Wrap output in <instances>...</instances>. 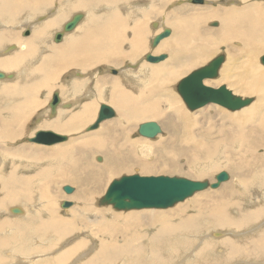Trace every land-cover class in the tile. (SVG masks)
Wrapping results in <instances>:
<instances>
[{
    "label": "bare ground",
    "instance_id": "bare-ground-1",
    "mask_svg": "<svg viewBox=\"0 0 264 264\" xmlns=\"http://www.w3.org/2000/svg\"><path fill=\"white\" fill-rule=\"evenodd\" d=\"M172 1L0 0V264H264V0ZM151 18L172 28L157 63L145 60ZM222 45L225 63L204 83L251 103L187 112L175 82ZM102 104L113 117L87 131ZM147 121L161 133L134 139ZM40 130L66 139L29 141ZM220 172L217 188L174 207L100 203L124 175L214 183Z\"/></svg>",
    "mask_w": 264,
    "mask_h": 264
},
{
    "label": "water",
    "instance_id": "water-1",
    "mask_svg": "<svg viewBox=\"0 0 264 264\" xmlns=\"http://www.w3.org/2000/svg\"><path fill=\"white\" fill-rule=\"evenodd\" d=\"M189 2L201 4L203 0H189ZM80 18V14H75L72 20L65 24L64 29L66 31L72 29ZM170 32V29L165 28L162 32L155 35L151 42L152 47H155L161 39L167 37ZM165 58V54L151 55L148 53L145 56V60L149 63H157ZM223 61L224 54L220 53L206 65L191 71L179 80L176 85V90L187 109L193 111L208 103H215L234 111L250 104L252 101L250 97L242 98L234 95L225 86L214 89L204 83L205 79H212L218 75ZM261 63L264 64V56L261 57ZM1 77L2 75L0 74ZM59 100L58 93L54 92L49 102L51 114L55 112ZM113 114V110L108 105H100L94 122L86 130L96 129L103 120L113 117ZM137 133L143 137L154 138L161 133V128L157 122L147 121L139 124ZM65 139V136L55 134L50 130H40L29 141L52 145ZM224 179H226L224 172H220L215 176L214 183H209L205 180H191L184 177L140 176L138 174L124 175L109 183V186L100 199V203L101 205H111L116 210L139 209L144 207L166 208L191 197L196 192L207 188L215 189ZM64 191L69 193L72 191V188L65 186ZM71 205V201L66 200L60 204L62 208ZM11 211L14 214L19 213V209L16 208Z\"/></svg>",
    "mask_w": 264,
    "mask_h": 264
},
{
    "label": "rangeland",
    "instance_id": "rangeland-1",
    "mask_svg": "<svg viewBox=\"0 0 264 264\" xmlns=\"http://www.w3.org/2000/svg\"><path fill=\"white\" fill-rule=\"evenodd\" d=\"M222 2L224 1V0H221ZM143 1H140V3H142ZM172 2H174L175 4H179V2H183V0H173ZM172 2H170V3H166L165 4V6L162 8V15H161V17H164V16H168L169 15V13L172 11V10H174L175 8H177L178 6H175V7H171L170 6V4L172 3ZM191 3H193V2H191ZM262 6H264V3L263 2H259ZM185 4V3H184ZM183 4V6H184V8H187L189 5H187V4H185L184 5ZM194 4H196V3H194ZM141 5H143V4H141ZM208 6V5H207ZM197 7H199V6H197ZM200 7H202V6H200ZM76 13H81V12H76ZM76 13H74V14H76ZM73 14V15H74ZM82 15H83V13H81ZM161 17H159V19H161ZM83 18V17H82ZM70 20V19H69ZM82 20V19H81ZM80 20V21H81ZM157 21H158V19H156V18H151V20H149V22H148V24H149V26H150V29H151V35L149 36V37H147V44H149V47H148V51L146 52L147 54L149 53V54H156V55H158V54H165L166 55V58H167V56L169 55V53L167 52V51H161V52H158L157 51V48H158V46L157 45H159L160 43H161V41L164 39V40H167L168 39V37H170L171 36V34H172V28L171 27H169V26H165L166 28H168V29H170V34L167 36V37H165V38H163V39H161L160 40V42L155 46V47H152V45H151V42H152V39L155 37V35H157L158 33H160V32H162L163 30L162 29H160V25L158 24V25H156V27H155V24L157 23ZM26 28L24 27V30H25ZM71 31V30H70ZM60 32H62V34H63V31H60ZM65 32H67V31H65ZM69 32V31H68ZM30 34V31L28 30H26L25 32H24V36H28ZM61 34V35H62ZM61 35H60V37L58 36V37H56L55 38V36L56 35H54V40L55 41H58V40H60L61 39ZM224 48V49H223ZM225 46H220V48H219V52H217V53H215L216 55L217 54H225L224 52H225ZM145 53V54H146ZM146 54V55H147ZM215 54L213 55V57L212 58H210V59H213L214 57H215ZM145 55V56H146ZM142 57H143V55H142ZM165 58V59H166ZM209 59V60H210ZM126 63H129V62H127V61H125V63L124 64H122V66L121 67H125V66H127V64ZM148 63V62H147ZM225 63V62H224ZM224 63H222V65L220 66L221 68L223 67V65H224ZM103 68H105V66H102ZM197 68H199V67H197ZM221 68L219 69V72H220V70H221ZM194 70V69H193ZM218 72V73H219ZM180 80V79H179ZM179 80H177V82H175V90H176V85H177V83H178V81ZM208 80H211V79H208ZM213 80V79H212ZM66 85V84H65ZM176 92V94L178 93L177 92V90L175 91ZM62 95V94H61ZM179 95V94H178ZM63 96V95H62ZM63 98V97H62ZM179 98H180V95H179ZM251 98V97H250ZM64 99V98H63ZM182 99V98H181ZM252 99V98H251ZM182 103H183V100H182ZM251 103V102H250ZM209 104V103H208ZM207 104V105H208ZM211 105H214V106H216L218 109H220L221 111H231V110H228V109H226V108H224V107H221L220 105H216V104H213V103H210ZM183 106H184V108H185V110L187 111V112H190V110L189 109H187V107H186V105L183 103ZM206 106V105H205ZM205 106H202V107H205ZM201 108V107H200ZM234 111H239V109L238 110H234ZM190 113H192V112H190ZM143 123V122H142ZM157 123H159V122H157ZM161 125V124H160ZM137 129V128H136ZM136 129H135V132H134V134H133V138L134 139H137V138H140L141 136L137 133V131H136ZM29 130V129H28ZM30 131V130H29ZM31 136V135H30ZM142 138H144V137H142ZM144 139H146V138H144ZM151 140V139H150ZM152 140H154V139H152ZM162 176H163V174H161ZM164 175H166V176H170V175H167V174H164ZM148 176H159V174L158 175H148ZM174 177V176H173ZM176 177V176H175ZM183 177H185V178H188V179H193L192 177H189V176H183ZM193 180H195V179H193ZM202 180V179H201ZM227 181V180H226ZM69 187V186H68ZM73 188V187H72ZM106 188V187H105ZM105 191V190H104ZM104 191H103V193H104ZM60 192H62V194H65L66 196L68 195V194H66V192L63 190V191H60ZM201 192V191H200ZM196 193H198V192H196ZM62 194L60 193V196H62ZM195 194V193H194ZM102 194H100V196H101ZM99 196V197H100ZM61 199V198H60ZM60 199H58V201H57V204L59 205V203H60ZM69 201H71V200H69ZM111 209H110V208ZM109 207H106V208H109V210H111L112 212H120L121 210H116V209H114L113 207H111V206H109ZM174 207V206H173ZM68 208H65V209H63L62 207L59 209L60 210V213H57V215H59V216H64V218L66 217L64 214H62V212L64 213L66 210H67ZM114 210V211H113ZM122 212H125V210L123 211L122 210ZM4 216H6V214H1L0 215V218H3ZM218 230V229H217ZM224 233H225V230L223 231ZM215 240H216V238L215 237H213ZM3 254H5V255H7V253H6V251H4L3 252Z\"/></svg>",
    "mask_w": 264,
    "mask_h": 264
},
{
    "label": "crops",
    "instance_id": "crops-1",
    "mask_svg": "<svg viewBox=\"0 0 264 264\" xmlns=\"http://www.w3.org/2000/svg\"><path fill=\"white\" fill-rule=\"evenodd\" d=\"M49 115L51 116V114L49 113Z\"/></svg>",
    "mask_w": 264,
    "mask_h": 264
}]
</instances>
